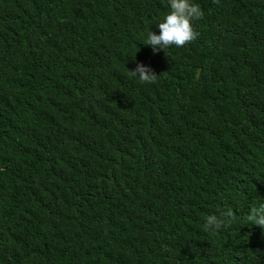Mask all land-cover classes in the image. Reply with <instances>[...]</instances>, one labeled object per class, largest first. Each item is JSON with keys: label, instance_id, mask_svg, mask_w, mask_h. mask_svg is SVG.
Listing matches in <instances>:
<instances>
[{"label": "trees", "instance_id": "obj_1", "mask_svg": "<svg viewBox=\"0 0 264 264\" xmlns=\"http://www.w3.org/2000/svg\"><path fill=\"white\" fill-rule=\"evenodd\" d=\"M191 2L0 0V264H264V0Z\"/></svg>", "mask_w": 264, "mask_h": 264}, {"label": "clouds", "instance_id": "obj_2", "mask_svg": "<svg viewBox=\"0 0 264 264\" xmlns=\"http://www.w3.org/2000/svg\"><path fill=\"white\" fill-rule=\"evenodd\" d=\"M170 12L162 22L157 24L159 35L149 31L145 45H150L153 52L169 48L171 46L183 47L186 43L192 42L200 35L194 31L192 22L202 18L201 9L191 0H168ZM217 3L218 0H213ZM129 71L131 77H136L142 83H154L157 76L150 71L144 64H138L134 71ZM225 217H233L234 212L228 208L222 213ZM248 219L252 225H258L264 228V204L259 207H253L250 210ZM224 226L223 222L216 215H209L205 218V228L211 231H218Z\"/></svg>", "mask_w": 264, "mask_h": 264}]
</instances>
